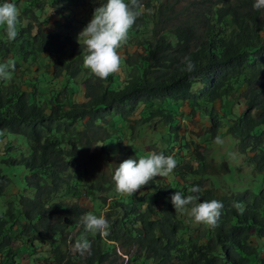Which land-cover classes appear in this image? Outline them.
Masks as SVG:
<instances>
[{
  "label": "trees",
  "instance_id": "16d2710c",
  "mask_svg": "<svg viewBox=\"0 0 264 264\" xmlns=\"http://www.w3.org/2000/svg\"><path fill=\"white\" fill-rule=\"evenodd\" d=\"M5 2L17 5L20 24L15 41L0 26V63L16 60L12 79L0 80V197L19 190L0 212V264H22V256L35 264V242L50 244L57 235L65 245L69 226L81 225L77 234H84L79 218L86 210L79 201L92 192L96 209L107 206L108 234H90L91 249L83 254H63L55 246L50 260L36 264H264V13L253 8L256 0H142V15L129 32L149 31L150 39L143 45L128 40L123 46L138 53L125 50L120 71L106 81L83 67L86 52L75 39L92 19L90 11L107 0L0 5ZM67 2L74 5L40 20L44 6ZM50 22L56 26L48 31ZM62 76L60 91L35 100L41 81ZM240 99L246 108L232 116ZM185 108L190 110L183 113ZM194 116L211 122L199 143L178 134L180 120ZM155 124L165 130L159 136L165 147L151 152L169 155L185 140L174 156L178 167L169 178L157 177L135 195L108 203L116 193V168L142 156L130 143ZM216 136L235 138L249 166L238 187L231 166L227 174L217 170ZM92 148L97 161L85 158ZM93 161H102L108 175ZM192 186L202 189L199 202L223 203L216 227L192 225L189 213H175L171 196H187Z\"/></svg>",
  "mask_w": 264,
  "mask_h": 264
},
{
  "label": "clouds",
  "instance_id": "9594fccd",
  "mask_svg": "<svg viewBox=\"0 0 264 264\" xmlns=\"http://www.w3.org/2000/svg\"><path fill=\"white\" fill-rule=\"evenodd\" d=\"M143 8L142 0H129L128 3L125 0H107L95 9L92 19L78 37V42L81 44L82 41L85 46L83 67L90 70V74L106 81L109 76L120 71L121 58L117 49L127 44L130 38L129 31L142 15ZM253 8L255 10L264 8V0H256ZM19 16L20 12L15 3L5 2L0 5V26H4L9 41H15L19 35ZM187 70L189 72L195 70V65L190 60L187 61ZM14 71V61L0 63V80H11ZM214 143L220 145L223 144V140L216 136ZM242 158L245 160L243 153ZM245 166L249 169L247 164ZM177 167L176 159L163 152L153 151L146 157L126 159L115 170L113 176L115 190L121 195L133 196L143 187L151 184L155 178H169ZM233 173L235 175L240 173L238 167L233 168ZM201 191L200 186L189 187L190 194L187 196L178 191L171 196V203L176 214L189 213L197 224L214 228L222 215L223 203L218 200L199 202ZM235 207L241 214L243 213L240 204H236ZM79 219L86 232H98L101 236L108 234L107 229L110 225L105 215L98 217L87 213ZM74 248L83 254L91 249V244L85 238L77 240Z\"/></svg>",
  "mask_w": 264,
  "mask_h": 264
},
{
  "label": "rangeland",
  "instance_id": "374dc122",
  "mask_svg": "<svg viewBox=\"0 0 264 264\" xmlns=\"http://www.w3.org/2000/svg\"><path fill=\"white\" fill-rule=\"evenodd\" d=\"M81 1V0H79ZM45 3H48L47 0H44ZM74 4H70V2H67L66 4H61L59 6H57V3L53 4L50 8L48 6H44V11L40 12L38 14V16H40V20L41 21H47L50 19V13L51 11H54L59 9V8H63L64 7H72ZM98 5L97 1H93L91 3V7L95 8ZM74 16L77 17V9H74ZM92 14L94 13L93 11H90ZM263 13H264V8H263ZM89 16V15H88ZM89 21L86 23L85 27L87 26V24L90 22L91 18L89 16ZM55 23L54 22H50L46 28L48 31H51L52 29H54L55 27ZM82 30L79 32L81 33ZM129 40L130 41H134L135 39L137 40V44L138 45H143L145 42H148L150 39L149 36V31H141L138 34L137 33H130L129 32ZM78 41V37L75 39ZM81 44H83V42L81 41ZM80 44V45H81ZM83 46V45H81ZM85 47V46H84ZM126 50L127 53L129 54H133L134 52L138 53V50L135 48V46L132 47H127L126 46H122L121 48H119L118 55L121 56L124 51ZM50 59L53 57L54 59H58L59 56L57 55H52L51 53L48 54ZM45 56V55H42ZM52 56V57H51ZM67 56L63 57L65 60ZM52 58V60H53ZM4 60H6V58H3ZM2 60V57H1ZM15 62V71L16 72V60H12ZM122 65V62H121ZM65 76H62L56 80H51L50 78L45 79L42 85L40 87L37 88L36 92H35V100H37V102L41 103L43 100V96L49 95L50 92L52 93H56L57 91H60L65 85H64V81H65ZM39 79V77H38ZM6 83V81L4 82V84ZM82 91L81 88H78ZM74 99L77 101H80L82 99L80 94H75L74 95ZM214 108L216 110L219 109V105L216 102L214 104ZM246 108L245 103L240 99L239 103L235 102L234 106L232 108V116L233 114H237L239 115L240 113H242ZM190 109L189 108H185L183 110L185 112H188ZM207 117H205V119L201 118V117H197L194 116L191 119H185V117H183V119L180 120V124L178 125L179 131L178 134L179 136H186L188 139H192L195 142L199 141V138L201 136V139L204 135H208V133L210 132L211 129V122L210 120L206 119ZM163 134H165V130H163L161 128L160 124H155L154 127L152 129L147 130V127L144 131V133H141L140 135H138L133 142L130 143L131 146H133L134 148L140 149L142 150V156L141 157H146L149 153H151V150H160L162 148L165 147L163 140H161L159 137L160 135L163 136ZM125 138V135H123ZM200 139V140H201ZM226 139V140H225ZM223 140V144L221 145V148H216L218 144L214 143V139H213V146L212 149L215 150V164L219 166V168L217 169L220 173H223V171H225V174H227L226 171V167L231 166L232 168L238 167V171H240V173H238L236 175V178L234 179L236 181V185L237 187L240 185L239 183V177H241L242 175H244L246 172L250 173V170L247 171V166H245L244 164V160L242 158V152L239 150L238 148V144H237V140L234 138H224L221 139ZM200 142V141H199ZM198 142V143H199ZM126 143V142H125ZM196 143V144H198ZM186 144L185 140L182 139L181 142L179 143V145H175L173 146L172 150L169 152V155H172L173 157L179 152V149L181 147H183ZM3 144L0 143V147L1 149ZM90 155H87L85 158H91L92 156L95 157V161H97V159L99 158V154L97 151H95V149H91L89 151ZM207 155H212V151L208 150V152L206 153ZM221 156H224V158L221 160ZM140 157V158H141ZM228 158V159H227ZM221 160V161H220ZM94 163V161H93ZM102 161L96 162L94 163V167L95 169H97L98 171H104L103 174L108 175V171L106 170V167H104L102 165ZM92 165V164H91ZM226 165V166H225ZM106 170V171H105ZM76 171V170H74ZM74 176H72V178H76L75 174H73ZM249 176L244 175V178H248ZM206 185L209 186V182H204L203 183V187H206ZM17 188H14V190L12 191H6L5 194L0 197V212H4L6 210V205L7 202H11L14 198V193L17 192ZM25 195H30V193H24ZM86 195V192H85ZM120 198H124V195H121L119 193H110L109 194V199H108V203H110L111 200H119ZM96 194L94 192H92V198H88V197H83L79 203L81 204V206L83 207V209L86 210V214L87 213H92L96 216H104L105 215V211L107 210V206H103L100 209H96L93 204L96 203ZM85 215V214H84ZM190 217V214H189ZM192 225H200L201 227L204 224H197L194 219L191 221ZM81 225H73V226H69L67 228V230H65V234L67 235V242L65 245L62 244L61 242V237L59 236H55L54 240L52 241V243L50 244H45V243H36L35 245H33V249L36 250V253L33 255V259L35 264L36 263H41L42 262V258H49V260L52 258V249L55 246H59V248L61 249V252L63 254H66L67 252L70 253H74L76 251V249L74 248V245L76 243L77 240H83V239H87L88 237H90V234H93V232H86L84 230V234H81V236H78L77 232L79 231ZM108 230V229H107ZM196 238H194L195 240ZM88 240V239H87ZM118 252L121 251V249H119V247L117 248ZM121 257H123V254H121ZM22 258H24V256H22ZM21 257H19V262L22 264H25L27 261L22 259ZM124 260L126 259L123 258ZM28 264H33V262L30 261V258L28 259ZM124 262V261H123ZM79 264H83L82 262Z\"/></svg>",
  "mask_w": 264,
  "mask_h": 264
}]
</instances>
